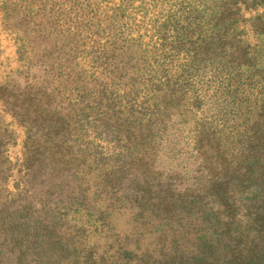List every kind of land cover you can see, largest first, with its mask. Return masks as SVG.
I'll return each mask as SVG.
<instances>
[{
    "label": "trees",
    "instance_id": "1",
    "mask_svg": "<svg viewBox=\"0 0 264 264\" xmlns=\"http://www.w3.org/2000/svg\"><path fill=\"white\" fill-rule=\"evenodd\" d=\"M263 8L264 0H1L19 69L44 73L20 92L10 78L0 84V102L26 129L23 160L59 169L74 147L110 152L131 179L119 188L135 217L171 220L186 206L150 180L160 179L164 148L181 158V139L192 136L214 172L204 188L215 198L217 250L178 264H264ZM208 103L216 123L198 119ZM239 193L247 196L235 209Z\"/></svg>",
    "mask_w": 264,
    "mask_h": 264
},
{
    "label": "rangeland",
    "instance_id": "2",
    "mask_svg": "<svg viewBox=\"0 0 264 264\" xmlns=\"http://www.w3.org/2000/svg\"><path fill=\"white\" fill-rule=\"evenodd\" d=\"M242 29L252 43L248 24ZM17 46L0 14V84L10 78L20 92L27 81L37 83L44 73L39 67L21 71ZM215 109L206 104L199 121L216 123ZM25 131L0 102V264H178L191 254L216 252L210 211L217 208L212 209L215 198L204 188L214 172L193 151L192 136L181 139L187 154L174 158L164 148L154 166L153 175L160 179L150 180L153 191L171 187L176 201L186 206L184 215L168 220L149 212L144 219L135 217L138 209L125 201L128 194L119 188L131 179L116 155L95 158V153L74 147L70 161L68 157L59 169L32 164L23 160ZM246 196H236L235 209ZM239 214L236 220L244 221L245 211Z\"/></svg>",
    "mask_w": 264,
    "mask_h": 264
}]
</instances>
